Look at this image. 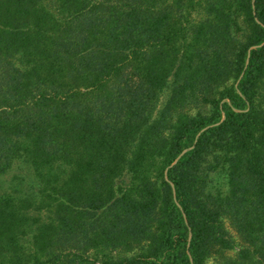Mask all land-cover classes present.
Masks as SVG:
<instances>
[{"label": "trees", "instance_id": "trees-1", "mask_svg": "<svg viewBox=\"0 0 264 264\" xmlns=\"http://www.w3.org/2000/svg\"><path fill=\"white\" fill-rule=\"evenodd\" d=\"M0 264H264V0H0Z\"/></svg>", "mask_w": 264, "mask_h": 264}, {"label": "rangeland", "instance_id": "rangeland-1", "mask_svg": "<svg viewBox=\"0 0 264 264\" xmlns=\"http://www.w3.org/2000/svg\"><path fill=\"white\" fill-rule=\"evenodd\" d=\"M17 170L16 169H12L10 170L7 174L3 175V178H7L8 180L11 178V176H13L14 174H16ZM47 212L45 210H43L40 214H37V217H39L38 222L42 221L43 219H46ZM229 254H234V251H229Z\"/></svg>", "mask_w": 264, "mask_h": 264}]
</instances>
